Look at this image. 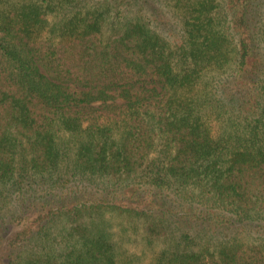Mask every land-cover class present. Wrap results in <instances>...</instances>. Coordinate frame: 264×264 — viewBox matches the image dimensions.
Wrapping results in <instances>:
<instances>
[{
	"label": "trees",
	"instance_id": "16d2710c",
	"mask_svg": "<svg viewBox=\"0 0 264 264\" xmlns=\"http://www.w3.org/2000/svg\"><path fill=\"white\" fill-rule=\"evenodd\" d=\"M0 264H264V0H0Z\"/></svg>",
	"mask_w": 264,
	"mask_h": 264
},
{
	"label": "rangeland",
	"instance_id": "374dc122",
	"mask_svg": "<svg viewBox=\"0 0 264 264\" xmlns=\"http://www.w3.org/2000/svg\"><path fill=\"white\" fill-rule=\"evenodd\" d=\"M158 10V9H157Z\"/></svg>",
	"mask_w": 264,
	"mask_h": 264
}]
</instances>
